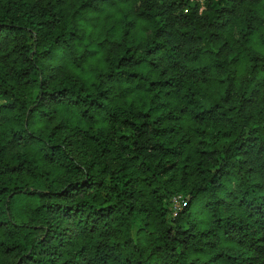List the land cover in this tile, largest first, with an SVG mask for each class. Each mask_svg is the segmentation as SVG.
<instances>
[{
  "label": "trees",
  "instance_id": "16d2710c",
  "mask_svg": "<svg viewBox=\"0 0 264 264\" xmlns=\"http://www.w3.org/2000/svg\"><path fill=\"white\" fill-rule=\"evenodd\" d=\"M0 264H264V0H0Z\"/></svg>",
  "mask_w": 264,
  "mask_h": 264
},
{
  "label": "rangeland",
  "instance_id": "374dc122",
  "mask_svg": "<svg viewBox=\"0 0 264 264\" xmlns=\"http://www.w3.org/2000/svg\"><path fill=\"white\" fill-rule=\"evenodd\" d=\"M185 197L182 195V194H175V195H173L172 197H171V200H172V202H173V208H174V210H177V209H179V208H181L182 207V205L184 204V202H185Z\"/></svg>",
  "mask_w": 264,
  "mask_h": 264
}]
</instances>
